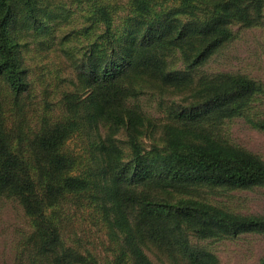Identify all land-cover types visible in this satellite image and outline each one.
<instances>
[{
	"label": "rangeland",
	"instance_id": "374dc122",
	"mask_svg": "<svg viewBox=\"0 0 264 264\" xmlns=\"http://www.w3.org/2000/svg\"><path fill=\"white\" fill-rule=\"evenodd\" d=\"M260 1L261 17L253 23L240 19L232 21L227 43L195 70L182 67L185 64L178 51L164 53L166 62L172 63L174 69L194 77L187 88L175 90L129 72L130 80L127 78L126 83L132 81L136 94L124 97L121 104L137 107L148 120L135 136L142 155L141 167L144 166L151 177L162 166L159 156L169 152L166 140L176 136L192 144H203L209 136L264 161V129L254 125L264 121V0ZM8 2L10 8L5 18L0 10V39L7 43L0 48V61L9 57L15 67L5 75L0 74V131L7 139L11 154L17 158L14 162L26 164L30 177L42 190L43 175L50 159L40 149L38 140L56 132L57 152L69 157L71 162L67 170L71 175L80 176L98 187H104L105 180L113 173L121 178L120 183L128 184L132 177L138 179L131 135L121 129L108 135L111 128L105 120L93 117L91 102L103 91L101 69L117 64L124 53L120 46L123 37L131 39L141 34L138 28L142 22L150 26L155 20L166 17L161 14L138 16L128 6V0H30L32 11L27 9L25 0ZM98 7H106V14H99ZM226 74H242L255 80V92L240 109L233 111L229 108L234 105L231 103L227 109L221 108V113H213L196 123L183 124L181 122H187L186 119L178 122L171 118L170 107H177L182 100L186 103L190 94L208 83H216L220 75ZM8 75L18 77L28 85L27 90L14 95L13 80L9 81ZM207 99V95H203V100ZM109 136L116 145L113 152L118 159L111 174L102 165L100 156V143ZM203 176L185 172L178 176L186 181L184 187L167 185L159 196L171 202L180 198L187 204L185 208L188 202L200 203L214 208L215 211L209 207V213L221 211L264 219V185L216 186ZM128 189L137 194L141 191L140 186L130 185ZM41 193L44 195L45 191ZM108 194L105 188H95L63 193L50 200L48 194L39 196L42 214L47 213L57 226L60 249L75 260L83 261L81 264H131L127 256L129 244L139 245L152 264H192L193 261L201 264L205 257L210 264H259L264 259V230L209 237L195 233L196 226L183 221L174 225L171 242L164 240L158 248L155 243L128 240L120 228L115 229L104 221L102 206L90 204L92 199L96 204L94 198L103 199ZM24 205L21 195L14 189H0V264H53V254L40 248L39 217L34 215L40 236ZM186 211L190 212L187 208ZM166 247L172 249L171 253L168 254Z\"/></svg>",
	"mask_w": 264,
	"mask_h": 264
},
{
	"label": "trees",
	"instance_id": "16d2710c",
	"mask_svg": "<svg viewBox=\"0 0 264 264\" xmlns=\"http://www.w3.org/2000/svg\"><path fill=\"white\" fill-rule=\"evenodd\" d=\"M25 2L28 4L27 9L32 11L30 0ZM9 4L8 0H0V10L4 18L9 13ZM128 6L138 16L155 17L161 14L166 18L157 19L158 21L155 20L150 26L142 22L141 28H138L139 32L142 31L141 34L138 33L131 39H126V35L123 37L120 46L124 49V53H121L117 64H108L101 69L103 91L94 96L91 105L93 117L97 116L105 120L111 128L108 135L112 136L113 131L119 129L131 135L133 162L137 166L134 171L138 174V179L132 177L128 184L125 181L120 183L121 178L113 173L105 180L104 187H98V185H90L80 176L71 175L67 170V164L71 161L68 156L58 154L59 140L56 132H50L38 140L40 149L47 153L50 159L43 175V188L39 190L30 177L28 166L22 164L20 159L21 163L14 162L17 158L11 154L7 139L0 131V189H14L21 195L32 221L34 215L39 217V231L42 235L40 248L46 253L53 254V264H81L83 261L75 260L69 253L60 249L56 234L57 226L47 213L42 214V201L39 198L46 197L47 194L50 200L63 193L105 188L110 194L105 195L103 199L94 198L97 205L93 203V199L90 202L96 207L102 206L104 221L110 226L113 225L115 229L120 228L126 239L144 244L155 243L154 246L157 248L164 240L171 242L169 238L174 236V225L183 221L194 224L195 233L209 237L236 236L264 230V219L260 217L229 215L221 211L209 213L208 209L212 207L192 202H188L189 205L186 206L190 211L188 212L184 207L187 205L184 200L176 198L177 201L171 202L167 197L159 196L167 185L173 188L184 187L186 181L178 176H182L185 172L201 173L202 176L204 175L203 178H207L206 181L216 186L248 188L264 185V161L248 151L217 142L209 136L205 138L203 144L185 143L176 136L166 140L169 144V152L159 156L162 166L151 177L144 166L141 167L142 155L135 136L148 120L137 110V107L128 108L121 104L124 97L131 98L136 94L132 81V84L129 81L126 83L129 72L136 73L134 76L154 79L175 90L190 86L194 77L185 71L174 69L172 63L166 62L164 53L178 51L185 64L182 67L191 69L188 71L195 70L205 59L227 43V39L231 36L228 27L232 21L240 19L253 23L261 17L263 9L261 1L128 0ZM105 9L106 7L97 8L99 14H106ZM168 16L172 18H167ZM105 23L108 31L107 19ZM6 44L0 39V48ZM14 67V62H10L8 57L4 62L0 61V74L5 75L9 70L13 71ZM7 78L9 81L13 80L11 89L14 95H20L27 90L28 85L21 82L18 77L8 75ZM255 90V80L249 77L242 74L220 75L216 83H208L200 91L193 92L188 96L186 103L182 100L177 107H170L168 112L171 118L178 122H181L180 119H186L187 122H181L183 124L196 123L203 117L221 113V108L227 109L231 103L234 105L229 108L237 111ZM205 94L207 100H203ZM198 98L200 99L195 100ZM254 125L264 129V121ZM111 140L112 137L109 136L100 143L102 165L105 166L106 171H111L109 174L118 165V159L113 152L116 145ZM130 185H133V188L140 186L139 194L128 189ZM42 191H45L44 195ZM49 204L50 201L47 206ZM34 223L36 233L40 236L37 232L38 224L35 221ZM210 225L222 227L215 228ZM129 246L131 247L127 256L131 258V264H152L139 245L129 244ZM179 250L182 254H186L185 251ZM166 251L169 254L172 249L166 247ZM205 258L201 260V264H210L207 257ZM191 263L194 264L195 261ZM259 264H264V259Z\"/></svg>",
	"mask_w": 264,
	"mask_h": 264
}]
</instances>
